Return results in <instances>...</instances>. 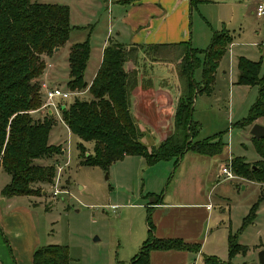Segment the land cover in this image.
I'll use <instances>...</instances> for the list:
<instances>
[{"label":"rangeland","instance_id":"obj_1","mask_svg":"<svg viewBox=\"0 0 264 264\" xmlns=\"http://www.w3.org/2000/svg\"><path fill=\"white\" fill-rule=\"evenodd\" d=\"M95 1L58 0V3L69 6L70 14L71 11L73 13V22L85 28L84 35L88 32L91 35L94 33L95 38L98 33L101 41L109 30L108 22L105 21L109 10L105 5L98 9L94 5ZM259 1L209 0L191 9L188 40H191L196 50L201 51L197 54L201 64L194 71L197 83H203L204 51L210 47L215 32L227 29L234 37V44L228 47L219 63L212 92L197 94L194 105V119L201 128L197 139L203 140L222 134L226 146L220 155L202 157L189 151L177 166L175 159L150 165L140 155L126 156L114 162L108 170L99 166L83 165L79 148L82 140L64 122L61 105L72 103L75 97L90 99L91 94L88 90L77 91L67 100L59 99L58 113L54 111L50 114L44 108L43 84L47 82L42 81V106L32 114L34 118L41 120L49 115L53 116L55 123L50 132L49 143L59 145L62 152L53 157L35 159L34 163L54 165L56 176L52 183L36 184V191L32 195L16 197V204L12 206L21 208L14 211L13 208H4V221L15 217L19 220L21 217L24 221L22 231L32 242L37 241L40 246H67L70 264H130L151 234L161 237L168 233H182L191 241L201 243L202 248L186 258L179 257L170 262L156 255L152 264H205L204 258L209 256L229 261L230 235H237L238 241L248 247L247 254H237L231 258L234 264H260L259 253L264 249V201L256 211V220L245 228L244 224L253 205L260 197L264 200V186L236 172L235 179H226L222 175L223 166L235 162L236 156H242L241 161L249 168L261 160L251 129L255 123L264 125V117L257 119L252 125L241 124L248 119L258 100L259 88L257 85L238 83V64L241 57L261 62L259 75L264 76V17L256 15ZM80 32H75L55 57L44 56L47 67L49 62L56 64L58 69L54 77L56 83L53 82L55 86L49 83L48 86L69 90V47L76 39L83 41L77 37ZM146 53L148 56L141 55L139 58L141 73L137 75L143 83L136 94L141 97L140 113L147 122L160 121L161 126L172 127L173 133L176 109L174 113L172 109L165 110L163 95L158 97L153 93L155 87L150 78H158V73L153 71L151 60L147 59L152 58L148 54L150 52ZM177 53L171 57L176 58ZM96 56L97 53L92 54L87 78L96 67ZM177 59L173 63L174 68L178 69L183 57ZM162 68L165 71H161L160 77L170 80L176 78L172 70ZM179 88L181 94V90L185 89L184 83L181 85L179 81ZM155 97L158 100L153 102L152 98ZM133 98L134 92L132 104ZM157 104L158 107L155 106ZM158 109L159 112L156 111ZM134 116L141 122L136 114ZM139 126L144 135L142 140L148 148L161 143L157 142L158 138L152 134L151 129L144 128L140 123ZM93 147L94 143H85L86 154L91 153ZM10 179L11 176L5 170L0 171V189ZM56 191L58 193L55 194ZM157 202L160 204L154 205ZM190 202L205 205L191 209L186 206L177 208L169 204ZM0 203L4 207V202ZM151 205L154 206L150 218L154 226L152 233L148 227V207ZM5 226H0L1 236L9 255L13 257L16 246L12 243L17 232L14 234L13 230L4 229ZM17 248L19 249V244ZM160 253L163 254L162 251L158 254Z\"/></svg>","mask_w":264,"mask_h":264},{"label":"trees","instance_id":"obj_2","mask_svg":"<svg viewBox=\"0 0 264 264\" xmlns=\"http://www.w3.org/2000/svg\"><path fill=\"white\" fill-rule=\"evenodd\" d=\"M205 1L209 0H190V4L196 7ZM74 29L67 5L0 0V167L11 176L2 190L4 197L32 195L36 184L52 183L56 176L54 165L34 163L35 159L53 157L62 152L59 145L49 143L55 120L51 115L43 120L36 119L32 113L42 106L41 82L47 67L44 56L53 55L63 47ZM90 40L91 33L88 32L84 41L70 47L68 88L73 92L88 90L91 98L75 97L72 103L61 105L64 122L82 140L79 144L81 164L108 170L114 162L126 156L140 155L150 165L175 159L177 166L189 151L203 156H216L224 151L226 144L222 134L197 139L201 128L194 119V105L197 94L212 92L219 63L234 41L230 31H216L210 47L204 51L202 84L194 79V71L201 64L197 57L201 51L192 46L190 39L162 48L156 45L147 50L159 61L174 62L182 56L176 70L180 84L185 85L176 107L174 132L151 148L142 140L144 135L131 103L133 92L139 85V71L136 69L139 46L110 42L104 49L95 78L89 82L86 72L91 57ZM173 51L179 52H176V58L171 57L176 54ZM238 68V83L259 88L258 100L248 119L241 123L252 125L264 117V76L259 75L261 62L241 57ZM88 142L94 143V147L86 154L84 147ZM254 142L261 157L258 164L249 168L241 161L242 156H236L232 167L237 174L264 186V138L254 137ZM262 201L260 197L253 205L244 228L256 220V211ZM157 204L160 202L154 203ZM148 208V227L152 233L154 226L150 218L154 206ZM201 248L202 244L198 242L151 234L130 264H151L153 251L199 252ZM247 252L248 247L238 241V236L230 235V260L221 261L209 256L204 258V263L234 264L231 261L233 256ZM70 261L67 246L49 244L34 251L32 264H70Z\"/></svg>","mask_w":264,"mask_h":264},{"label":"crops","instance_id":"obj_3","mask_svg":"<svg viewBox=\"0 0 264 264\" xmlns=\"http://www.w3.org/2000/svg\"><path fill=\"white\" fill-rule=\"evenodd\" d=\"M49 3L59 4L58 0H51V2ZM94 5L98 9L103 8L104 5L108 7L109 14L107 16L108 18H106L105 21L108 22L109 30L106 37L101 41H99L98 39V33H96L97 35L95 36V38H93L94 33L93 35H91V57L93 53H97V56L96 67L89 78H87L86 72V79L89 82H92V80L95 78L103 60L104 49L110 42L121 43L127 46H142L143 49H139V57L141 58V55L146 56L147 50L156 45H159V47L162 48V46L165 45L186 41L190 36L189 25L190 14L192 9L190 0H96ZM72 19L73 13L71 11V25L74 26L75 29L72 30L70 34V39L72 38V35H74L75 32L81 31L80 34L77 35V37L80 38V40L84 41L87 36V34L84 35L85 28H80L82 25L74 23ZM76 40L73 42H81ZM73 42L70 47L74 44ZM233 44L234 41L230 46H232ZM61 49L62 47L56 50L53 56L55 57V55ZM91 57L88 63V67L90 66ZM147 59L151 60L150 66L153 71L156 70L158 73V78H150L151 82L155 87L153 89V93L157 94L158 97L163 95L165 100V110L166 108H169L170 110L172 109V113H174L180 98L179 79L177 76V70L176 68H174L175 64L171 61H159L151 57H147ZM140 65L141 63L139 59V64L136 67L139 73H141ZM144 65H146V63H144ZM162 67L167 68L169 71L172 70L176 78L174 80H170L169 78L160 77L161 71H165ZM57 71L58 69L56 68V64L48 62V67H46L42 81H46L47 84L49 83L51 86H55L53 82L56 83L54 77L56 76ZM141 86H143V83L142 81H139V86L134 91L132 110L141 121L139 123L141 125H144V128H147L149 130L151 129L153 131L152 134L158 138L157 142L162 141L170 135V133L172 132V127H163L161 126V124H159L160 121L152 123L147 122V120H144L145 118H142L139 108V105L141 104V97L136 95L138 90L140 89L139 87ZM147 92L148 91H146V93ZM155 99L158 100L157 97H155L152 98V101L155 102ZM155 106L158 107V104ZM156 111L159 112L160 110L158 109ZM201 156L204 157L203 155ZM2 170L4 169L0 167V171ZM2 190L3 188L0 189V201L4 202V207L0 203V226L2 224L3 226L6 225L4 229L13 230L14 234L15 232H17V234L14 235L15 241L12 243L14 244V246H16V250H14L15 255L11 257L8 253L5 242L1 236L0 230V264H32L33 253L40 245L39 243H37V241L32 242L28 235L22 231V224H24V221L21 217L19 218L20 221L17 217H15V219L8 218L6 221H4V208L5 210H7V208H13L12 205L16 204V197L20 196L4 197L2 195ZM169 204L177 208L186 206L191 209H198L199 207L202 208L205 205L204 203L198 202ZM20 208V206H17L12 210L14 211L15 209ZM159 208H162V206H159ZM29 225L30 228H32L31 222L29 223ZM172 234L173 233H168V235H161V237H180L185 239L186 241L193 242V240L191 241V239H188L187 236L182 233H177L176 235ZM16 237L18 238L16 239ZM18 244L19 249L17 248ZM159 252L160 251L152 252L151 264L153 263L152 260L156 255L163 257L165 259L164 261L170 262L171 260L178 259L179 257L186 258L190 255V253H193L189 251H162L163 254H158Z\"/></svg>","mask_w":264,"mask_h":264},{"label":"built area","instance_id":"obj_4","mask_svg":"<svg viewBox=\"0 0 264 264\" xmlns=\"http://www.w3.org/2000/svg\"><path fill=\"white\" fill-rule=\"evenodd\" d=\"M256 15L258 17H264V0H260L257 4L256 9ZM45 93V103L44 108H46L50 114H52L54 111L58 113V101L59 99L67 100L72 95L76 94V92L70 91V90H63L59 87H50L47 84H43ZM60 103V102H59ZM222 175L225 176L226 179H235L236 174L233 170L232 163L225 164L222 168ZM58 193V191L55 192V194ZM211 208V206H208Z\"/></svg>","mask_w":264,"mask_h":264},{"label":"water","instance_id":"obj_5","mask_svg":"<svg viewBox=\"0 0 264 264\" xmlns=\"http://www.w3.org/2000/svg\"><path fill=\"white\" fill-rule=\"evenodd\" d=\"M251 135L258 139L264 138V125L260 123H255L252 126ZM259 262L260 264H264V249L261 250L259 253Z\"/></svg>","mask_w":264,"mask_h":264}]
</instances>
